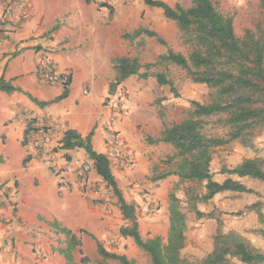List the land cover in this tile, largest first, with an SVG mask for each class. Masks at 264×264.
Masks as SVG:
<instances>
[{
	"label": "rangeland",
	"instance_id": "obj_1",
	"mask_svg": "<svg viewBox=\"0 0 264 264\" xmlns=\"http://www.w3.org/2000/svg\"><path fill=\"white\" fill-rule=\"evenodd\" d=\"M144 1L79 0L78 13L91 20V30L87 35L82 34L80 28H76L72 34L74 41L71 44L65 42L62 44L64 46L60 45L56 50L80 54L78 57L71 56L70 60L64 59V64L72 66V72H59L56 69L55 63L49 58V55L53 54L51 46H46L44 54L52 61L57 73L70 78V82L72 79L73 96L77 98L79 107L94 112L99 107L107 114L108 121L102 126L103 134L105 127H109L120 136L121 147L115 159L108 155L104 140L103 152L110 162L112 175L124 200L135 208L139 234L143 240H147L156 236L163 239L166 237L169 194H182L175 189L177 179L173 176L152 181L157 174L167 170L165 160L174 154V150L167 144L148 145L145 138H157L164 128L188 118L192 111L191 101L208 104L212 91L204 85L192 83L186 71L173 65H158L149 69L143 67L153 64L157 57L164 55L167 50L188 58L193 49V35L180 32L174 22L162 16L161 10L148 7ZM159 1L170 7L178 4L184 9L189 8L192 3V0ZM211 1L219 13L232 18L233 31L238 39H243L247 32L255 38L264 32V18L258 0ZM0 11L1 45L11 37L10 35L22 29L21 24L29 15L21 0H1ZM138 28L155 33L163 43L144 34L134 39L126 36ZM50 40L52 38L47 34L44 42L48 44ZM121 57L136 59L141 66L139 73H146L147 78L130 76L117 86L114 60ZM156 74L165 75L175 92H171L169 86L159 85L155 80ZM49 87H58L61 91L63 89L59 83ZM123 98L122 105L126 112L117 114L114 106ZM129 120L133 127L131 133L125 132L117 125ZM215 120L216 118L206 119L202 132L206 136L227 139L225 130L220 128ZM126 137L133 145L128 146ZM249 141L250 148L243 146L239 141H233L215 149L211 171L217 172L221 167H235L245 159H264V128L249 136ZM57 150H45L47 154L54 155L51 165L42 157L49 173L59 182L56 195L64 196L65 188L72 197L73 204L91 213L89 222L86 217L74 213L72 203L57 199L51 189L47 191L44 203L36 204L39 213L32 219L18 216L17 205L7 202L6 205L14 208L16 219L14 228L10 226V231L7 230L8 235L4 240L2 252L8 253L14 264H20L28 257L30 264H118L98 256L95 241L90 237L93 236L109 253L124 255L135 264H150L148 256L138 249L131 239L120 236V228L129 224L122 219L117 199L105 183L98 179L92 170L88 175L89 189L83 190L77 185L76 175L64 169L65 164L72 165L75 161L87 163L92 167L85 152L75 149L66 156L58 154ZM143 152L142 158L138 156V153L141 155ZM62 174L66 177L61 178ZM216 178L222 180L221 177ZM242 183L254 194H218L211 201L198 204L197 209L201 212L217 210L224 213L223 230L241 236L253 251L264 253V182L244 179ZM3 196H6V193ZM2 205L5 204L0 199V207ZM252 205H256L254 209H248ZM238 212L242 214L229 215ZM188 216L190 221L185 233V252L192 259L200 261L213 249L217 226L213 221H197L192 215ZM54 217L63 224L57 223ZM53 222L62 228H65L63 225L73 228L69 230L81 239V247L72 252L71 263H67L59 253L66 248V240L50 226ZM17 238L26 246L24 256L15 250ZM231 264L240 263L231 260Z\"/></svg>",
	"mask_w": 264,
	"mask_h": 264
},
{
	"label": "trees",
	"instance_id": "obj_2",
	"mask_svg": "<svg viewBox=\"0 0 264 264\" xmlns=\"http://www.w3.org/2000/svg\"><path fill=\"white\" fill-rule=\"evenodd\" d=\"M258 1L264 18V0ZM144 3L148 7L161 10L162 16L174 22L183 34L193 35V49L188 58L167 50L153 64L143 67L149 69L158 65H173L186 71L192 83L204 85L212 91L208 104L191 101L192 111L188 118L164 128L157 138H145L148 145L167 144L174 150V154L165 160L167 170L152 178L156 182L170 176L175 177V189L182 194H169L166 237L163 239L156 236L147 240L141 238L135 208L124 200L112 175L108 158L92 149V132L82 139L75 131H66L59 142V149H82L85 152L95 175L111 190L117 199L122 219L129 224L120 228V236L131 239L148 256L150 264H231V260L240 264H264V253L253 251L241 236L223 230L224 213L217 210L201 212L197 209L198 204L207 203L218 194H254L242 183L244 179L264 182V159L261 158L245 159L235 167H221L217 172L211 171L215 149L233 141H239L250 148L249 136L264 128V32L257 38L247 32L243 39H238L233 31L232 18L219 13L211 0H192L187 9L178 4L170 7L159 0H145ZM142 34L163 43L155 33L143 28H138L126 36L134 39ZM114 65L117 86L130 76L147 78L146 73H139L141 66L136 59L121 57L114 60ZM155 80L159 85L169 86L171 92H175L165 75L156 74ZM69 86L70 78H63L62 92L53 102L66 99ZM0 91L5 94L21 92L2 78ZM26 96L38 106L47 104ZM211 118H216L215 122L225 130L227 139L206 136L202 132L206 119ZM216 177H221L222 180ZM255 206L248 209L252 210ZM188 214L197 221H213L217 226L213 249L200 261L192 259L185 252V233L190 221ZM241 214L242 212H238L229 215ZM50 226L65 237L66 248L59 253L67 263H71L72 252L81 247V239L56 222ZM90 237L95 241L96 252L101 258L118 264H135L124 255L107 252L93 236Z\"/></svg>",
	"mask_w": 264,
	"mask_h": 264
},
{
	"label": "crops",
	"instance_id": "obj_3",
	"mask_svg": "<svg viewBox=\"0 0 264 264\" xmlns=\"http://www.w3.org/2000/svg\"><path fill=\"white\" fill-rule=\"evenodd\" d=\"M21 1L29 17L21 24L22 29L19 32L10 35L11 37L0 45V78L21 91L12 94L0 91V199L5 204L0 207V264H14L8 253L2 252L4 240L8 235L7 230L10 226L14 228L16 219L14 208L6 205L7 202L16 204L18 216L25 219L36 217L39 213L36 204L44 203L46 193L50 189L57 199L73 204L72 197L65 188V195L57 197L59 182L43 164V156L37 145L41 143L44 150L57 148L58 154L69 156L68 153L72 150L59 149V142L64 133L75 131L84 139L92 132V149L104 155L102 126L108 121L107 114L99 107L95 112L79 107L77 98L73 96L72 79L68 97L53 102L62 91L58 87H49L51 85L38 80L36 76L39 62L45 57L46 46L52 47L53 54H50L49 58L55 63L56 69L59 72H72V66L64 64V59L70 60L71 56L78 57L80 54L56 50L63 43L71 44L74 41L72 34L76 28H80L82 34L87 35L91 30V20L78 13L79 0ZM47 34L52 38L49 45L44 42ZM26 95L47 104L38 106ZM117 125L125 132L133 131L130 120ZM126 141L128 146L133 145L127 137ZM143 155L144 152L141 155L138 153L141 158ZM65 177L66 175H61V178ZM4 193L6 196H3ZM73 207L76 215L81 214L89 222V211L76 204H73ZM55 221L63 224L56 218ZM63 226L68 230L73 229ZM25 247L23 241L17 238L15 250L22 256L26 251ZM30 262L28 257L20 264Z\"/></svg>",
	"mask_w": 264,
	"mask_h": 264
},
{
	"label": "built area",
	"instance_id": "obj_4",
	"mask_svg": "<svg viewBox=\"0 0 264 264\" xmlns=\"http://www.w3.org/2000/svg\"><path fill=\"white\" fill-rule=\"evenodd\" d=\"M54 65L49 58H42L39 62L36 76L38 80L44 82L45 84L52 85L59 83L62 86L63 78H67L64 74L57 73L54 69ZM124 98L117 102L114 106L117 114H124L126 109L123 107L122 102ZM104 144L107 150L108 155L115 159L119 153L121 147L120 136L117 135L111 128L105 127L104 134ZM39 151L42 153V156L45 162L51 165L54 161V155L52 153H46L43 145L40 143L37 145ZM67 172H72L76 175L77 185H79L83 190L89 189L88 175L91 173L93 168L87 163H78L75 161L72 163L65 164L64 168Z\"/></svg>",
	"mask_w": 264,
	"mask_h": 264
}]
</instances>
